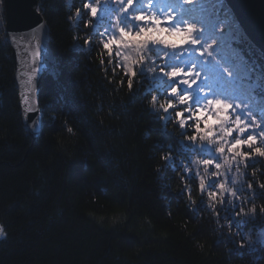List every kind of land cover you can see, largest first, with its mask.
<instances>
[{"label":"trees","instance_id":"16d2710c","mask_svg":"<svg viewBox=\"0 0 264 264\" xmlns=\"http://www.w3.org/2000/svg\"><path fill=\"white\" fill-rule=\"evenodd\" d=\"M37 1L55 62L43 83L44 134L33 142L22 122L0 0V228L5 233L0 264H264V214L259 213L264 190L256 187L257 180L264 182V159L237 173L234 163L225 164L227 154L219 158L214 147L198 152L189 146L174 116L165 121L150 108L151 96H162L163 77L146 73L134 80L132 91L119 87L96 35L113 22L115 0L95 29L86 15L76 16L82 0ZM169 5L203 29L202 40H215L218 59L241 65L240 79L228 80L209 64L207 81L202 73L198 83L212 84L222 94L235 90L232 98L248 103L264 120L263 55L224 0H192L190 5L153 0L152 10ZM147 10V0H134L130 13ZM86 38L91 46L84 44ZM164 38L182 41L178 34ZM189 52L186 48L176 63L199 65L202 58ZM168 153L173 158L165 162ZM208 156L222 165L219 180L207 177L209 183L223 182L242 196L249 195L246 182L253 183L255 196L244 206L254 203L255 215L236 217L238 209L229 204L210 207L194 175H204L203 168L192 164ZM182 161L193 169L186 180ZM209 190L219 193L218 187Z\"/></svg>","mask_w":264,"mask_h":264},{"label":"snow or ice","instance_id":"6c2138e0","mask_svg":"<svg viewBox=\"0 0 264 264\" xmlns=\"http://www.w3.org/2000/svg\"><path fill=\"white\" fill-rule=\"evenodd\" d=\"M140 2L144 3L145 0ZM110 3L111 0H82V8L76 9V16L79 18L86 15L88 22H91L95 29L101 13L106 11V6ZM184 3L190 5L192 0H184ZM115 4L119 7L113 22L103 26V30L97 31L96 35L100 37V46L103 49L101 56L107 55V63L112 65V75L118 77L119 87L126 85L127 89L132 91L134 80L146 73L153 74V79L156 76L163 77L164 81L160 83L162 96L152 95L150 108L165 121H171L174 116L176 127L180 130L183 141H187L189 146L198 152L206 147H214V152L219 154V158H224L227 154L225 164L231 166L234 163L237 173L240 172L241 166L248 168L250 162L256 158L264 159V143H259L264 142V120L255 115L248 103L232 98L235 90L222 94L212 84L198 83L202 73L205 82L207 81L205 68L209 64H214L218 70L217 74L223 73L228 80L240 79L238 74L242 70L241 65L225 64L218 59L216 49L213 48L215 40L212 43L202 40L203 29L198 30L196 22L183 15L182 9L173 13L169 5L167 10L160 8L153 11V0H147V11L130 13L134 0H115ZM88 22L84 27H88ZM165 34L169 37L178 34L182 41L179 44L170 43L164 38ZM92 43L90 39L84 40L85 45L91 46ZM233 43L234 41H229L228 47H232ZM160 48L172 51H160ZM186 48L190 49V55L194 52L202 58L199 65L194 60L188 62L187 66L176 63L183 57ZM236 51L233 49L234 53ZM205 56L207 60L203 59ZM100 63L104 65L105 60L101 59ZM117 68L120 69L119 75L116 73ZM244 78H247V73ZM27 111L31 113L34 110L29 107ZM261 115H264V110H261ZM209 119L214 121L212 125H208ZM35 123L33 119V124ZM67 131L73 130L68 128ZM244 148H247V151H244ZM162 158L167 162L173 157L168 153ZM192 164L203 168L204 175L198 171L194 175L199 179V191L207 194V199L211 202L210 207L227 203L238 209L235 211L236 217L257 213L254 203L251 207L244 206L251 203V197L255 196L251 181L246 182L249 195L242 196L237 191L226 188L223 182L212 184L207 181V177H215L218 181L222 175V165L217 158L201 157L193 160ZM181 166L184 174L181 178L186 180L193 172L192 165L182 161ZM227 171H231V167ZM252 176L256 177L255 171ZM214 187H218L219 193L209 190ZM256 187L264 190V182L257 180ZM185 188H188V184H185ZM225 193L231 199H226ZM188 198L192 200L190 194ZM214 210L218 212V209ZM259 213L264 214V205L259 207ZM4 236V230L0 228V238ZM240 247L244 245L241 244Z\"/></svg>","mask_w":264,"mask_h":264},{"label":"water","instance_id":"95a60500","mask_svg":"<svg viewBox=\"0 0 264 264\" xmlns=\"http://www.w3.org/2000/svg\"><path fill=\"white\" fill-rule=\"evenodd\" d=\"M225 1L241 29L264 58V0ZM4 7L6 34L21 95L22 120L31 138L37 141L44 131L38 85L54 63V52L46 39L48 28L38 10L37 0H4ZM29 107L34 111L29 113Z\"/></svg>","mask_w":264,"mask_h":264},{"label":"bare ground","instance_id":"6f19581e","mask_svg":"<svg viewBox=\"0 0 264 264\" xmlns=\"http://www.w3.org/2000/svg\"><path fill=\"white\" fill-rule=\"evenodd\" d=\"M5 31H6V29H5ZM47 36H48V32H47ZM46 36V39L48 38ZM7 40H8V43H9V45H10V42H9V39H8V37H7ZM47 41H48V39H47ZM49 42V41H48ZM10 47H11V45H10ZM54 52V51H53ZM13 52H12V48H11V54H12ZM12 60H13V57H12ZM54 62H55V55H54ZM13 65H14V60H13ZM53 65H54V63H53ZM53 65H52V67L45 73V75L43 76V78H42V81L41 82H39V85H38V91H40V94H39V98H40V105H41V99H42V96H43V89H44V86H43V83H44V79L51 73V71H52V69H53ZM14 71H15V65H14ZM15 80H16V75H15ZM16 83H17V81H16ZM17 86H18V89H19V84L17 83ZM35 89V88H34ZM37 89V88H36ZM20 90H18V99H19V102H20ZM21 103V102H20ZM20 107H21V105H20ZM21 110H22V108H21ZM42 110V109H41ZM21 115L23 116V112H21ZM23 119V118H22ZM22 122H23V120H22ZM23 125H24V123H23ZM43 125H44V122H43ZM24 127H25V125H24ZM45 128V127H44ZM25 129H26V127H25ZM26 131H27V129H26ZM43 134H44V131H43V133H42V135H40V139L42 138V136H43ZM40 139H38L37 141H39ZM37 141H34V142H37ZM209 202V205H210V201H208ZM208 202H207V204H208ZM223 207H227V203H225L223 206H222V208Z\"/></svg>","mask_w":264,"mask_h":264},{"label":"rangeland","instance_id":"374dc122","mask_svg":"<svg viewBox=\"0 0 264 264\" xmlns=\"http://www.w3.org/2000/svg\"><path fill=\"white\" fill-rule=\"evenodd\" d=\"M28 132V131H27ZM29 133V132H28ZM30 135V134H29ZM31 137V136H30ZM31 140L34 142V140L31 138Z\"/></svg>","mask_w":264,"mask_h":264}]
</instances>
